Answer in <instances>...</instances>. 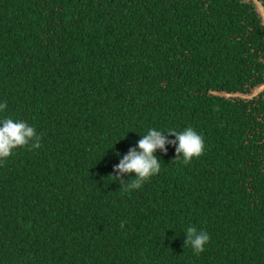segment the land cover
Listing matches in <instances>:
<instances>
[{
    "label": "trees",
    "instance_id": "obj_1",
    "mask_svg": "<svg viewBox=\"0 0 264 264\" xmlns=\"http://www.w3.org/2000/svg\"><path fill=\"white\" fill-rule=\"evenodd\" d=\"M0 102L41 137L0 163V264H264V0H0ZM153 127L205 151L126 190Z\"/></svg>",
    "mask_w": 264,
    "mask_h": 264
},
{
    "label": "clouds",
    "instance_id": "obj_2",
    "mask_svg": "<svg viewBox=\"0 0 264 264\" xmlns=\"http://www.w3.org/2000/svg\"><path fill=\"white\" fill-rule=\"evenodd\" d=\"M7 107L6 102H0V113L5 112ZM169 146L175 149V160L188 164L194 158L201 157L205 151V140L192 127H186L182 131L175 128H149L145 134L140 135L136 146L131 147L119 159L118 164L113 166L114 174L110 176L126 190L140 189L161 172L163 161L156 153L159 151L166 155ZM19 147H27L29 150L41 147V137L35 126L23 119H13L9 116L0 118V163L9 159ZM117 156L120 154L117 153ZM125 177L128 179L125 180ZM184 237L183 246L190 247L194 254L203 253L211 240L207 231L195 226L186 227Z\"/></svg>",
    "mask_w": 264,
    "mask_h": 264
}]
</instances>
